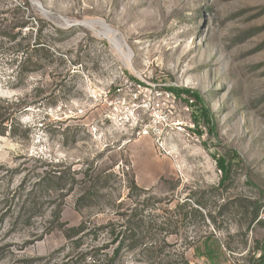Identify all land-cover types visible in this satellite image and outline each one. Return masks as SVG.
Segmentation results:
<instances>
[{"label": "rangeland", "instance_id": "obj_1", "mask_svg": "<svg viewBox=\"0 0 264 264\" xmlns=\"http://www.w3.org/2000/svg\"><path fill=\"white\" fill-rule=\"evenodd\" d=\"M36 34L45 47L22 66ZM0 109L17 127L0 135V264L264 252V0H0ZM56 165L106 170L109 186L82 207L81 181L37 185ZM135 205L156 247L115 257L111 231Z\"/></svg>", "mask_w": 264, "mask_h": 264}, {"label": "trees", "instance_id": "obj_2", "mask_svg": "<svg viewBox=\"0 0 264 264\" xmlns=\"http://www.w3.org/2000/svg\"><path fill=\"white\" fill-rule=\"evenodd\" d=\"M30 21V20H29ZM28 26V21H18L15 22V26H12L11 30L14 32L18 29L17 33H11L13 34L11 37V34L4 33L3 35L11 37L12 40H17L19 35L23 36V29ZM27 38V37H23ZM23 39L19 41L17 44L21 46ZM44 45L40 41V38L38 37V34H36L35 42L33 44H28V50L24 51L22 47H20L17 50V54L20 52H23L24 60L21 62L22 66H24L28 62H32V59L34 54H37L41 50L44 49ZM28 53L32 54L29 55ZM36 59V57H35ZM17 61V60H16ZM2 109H0V125L4 126L0 128V135H4L6 133V130H9L13 135L16 134V123L14 121V118L6 115H3ZM4 123H7V125H3ZM59 165H56L54 168L46 170L44 175H40L39 181H37V185H41L44 188H46L47 191L52 190H63L66 182L70 181L72 183H81L83 186L80 189V195L78 197V201L80 206L87 207L91 206L92 202L91 200L98 198L100 196V192L104 190L105 188H108V182L111 178V174H104L106 170L100 171L97 173H91L87 170L83 173L81 179H77L76 173H67L65 169H60L58 167ZM224 172H225V178L223 179V182L220 184L221 186L225 185V182L230 178V174L232 171V166H222ZM73 190V189H72ZM32 191V190H31ZM30 191V195L32 192ZM252 202V210H251V222H257L259 221V214L260 209L262 206L261 201L254 200ZM34 203V201H32ZM123 206L119 207V209H122ZM142 213H138V207L135 205L134 207L129 206L127 208V212L122 213L121 216L126 218V221L124 222L125 230L124 229H117L114 231H111L114 243H117V246L114 249V256L116 257L122 250H137L140 249V253H147L150 254L152 251H154L156 244L152 243L150 239H147V236L140 235V231H143V229L147 226L144 220V218L141 217ZM31 218V217H29ZM72 233H69L67 236L75 240V236H78L81 232L84 231V226L80 225L78 228H72ZM165 259H155L150 257H147V259L144 260L146 264H163ZM253 264H264V252L260 255V257L253 260Z\"/></svg>", "mask_w": 264, "mask_h": 264}, {"label": "built area", "instance_id": "obj_3", "mask_svg": "<svg viewBox=\"0 0 264 264\" xmlns=\"http://www.w3.org/2000/svg\"><path fill=\"white\" fill-rule=\"evenodd\" d=\"M146 133H148V131H146Z\"/></svg>", "mask_w": 264, "mask_h": 264}]
</instances>
